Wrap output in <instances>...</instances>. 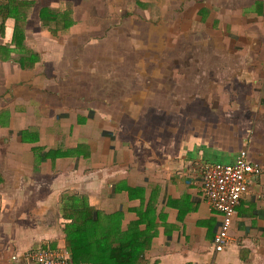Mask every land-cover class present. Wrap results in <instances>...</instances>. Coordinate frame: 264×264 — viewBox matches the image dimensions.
Listing matches in <instances>:
<instances>
[{
	"label": "crops",
	"instance_id": "obj_1",
	"mask_svg": "<svg viewBox=\"0 0 264 264\" xmlns=\"http://www.w3.org/2000/svg\"><path fill=\"white\" fill-rule=\"evenodd\" d=\"M192 1L205 11L242 8L252 58L264 55V0ZM67 2L35 0L23 31L37 54L31 66L12 43V18L0 32V264H26L22 252L39 244L71 255L62 211L69 194L98 216L88 236L94 258L76 264H264V90L243 96L250 83L264 84V63L254 62V75L238 73L230 93L218 78L186 104L150 90L161 79H142L139 95L124 81L121 93L110 69L100 73V47L76 41L83 31L73 29L74 13L56 35L40 24L42 5ZM241 149L261 173L236 206L233 241L214 252L220 214L202 195V167L231 162Z\"/></svg>",
	"mask_w": 264,
	"mask_h": 264
},
{
	"label": "rangeland",
	"instance_id": "obj_2",
	"mask_svg": "<svg viewBox=\"0 0 264 264\" xmlns=\"http://www.w3.org/2000/svg\"><path fill=\"white\" fill-rule=\"evenodd\" d=\"M45 1L63 4L66 0H39V3ZM198 2L69 0L76 19L73 29L83 31L76 41H83V45L86 41L94 42L100 47L101 74L110 69V78L114 76L116 84H121L117 86L121 93L125 90L124 81L137 84L135 90L129 91L131 95H139L137 89L142 79H161L159 87L154 83L150 90L178 96L177 104L191 100L192 95L203 94L218 78L228 82L230 93L238 73L254 75L252 69H258L255 65L264 63V55L252 58L251 41L242 36L250 27V23H243L238 17L242 8H236L233 3V6L207 8L205 12L200 10ZM148 3L158 7L155 20H151ZM210 10L214 14L210 15ZM260 40L263 44L264 38ZM243 78L238 79L239 83ZM260 84V87H253V83L245 86L243 96L251 100L262 97L264 84ZM170 98L163 100L173 104ZM255 103L240 104L254 106Z\"/></svg>",
	"mask_w": 264,
	"mask_h": 264
},
{
	"label": "built area",
	"instance_id": "obj_3",
	"mask_svg": "<svg viewBox=\"0 0 264 264\" xmlns=\"http://www.w3.org/2000/svg\"><path fill=\"white\" fill-rule=\"evenodd\" d=\"M260 173L261 166L248 159L245 149L239 150L231 162H211L202 167V195L207 204L220 214V221L212 239L214 252H221L233 241L230 226L236 206L247 191L250 178ZM22 257L26 264H76L67 249L51 248L48 244L29 247L22 252ZM206 264L218 263L212 259Z\"/></svg>",
	"mask_w": 264,
	"mask_h": 264
},
{
	"label": "trees",
	"instance_id": "obj_4",
	"mask_svg": "<svg viewBox=\"0 0 264 264\" xmlns=\"http://www.w3.org/2000/svg\"><path fill=\"white\" fill-rule=\"evenodd\" d=\"M35 0H0V32L3 31L4 22L7 18L13 19V34L12 43L15 47L25 49L29 54V65L31 66L37 58V54H33L24 43L23 31L26 20L34 6ZM150 6L151 20L159 15L158 7L154 3L146 4ZM201 11H205L201 9ZM206 12V11H205ZM39 22L42 26L47 27V30L56 35L58 31L69 28L73 22L72 5L67 2L62 8L42 5L38 10ZM9 49L8 47H6ZM24 61H20V65H24ZM71 196V202L62 204V211L69 222L64 226L65 242L71 251V258L74 262L79 260H91L92 242L88 237L91 234L94 223L98 221V216L94 212L96 209L87 203L85 198L81 204L74 201Z\"/></svg>",
	"mask_w": 264,
	"mask_h": 264
}]
</instances>
